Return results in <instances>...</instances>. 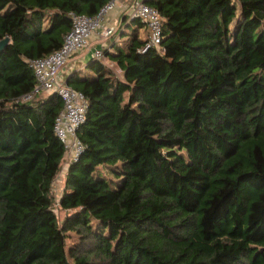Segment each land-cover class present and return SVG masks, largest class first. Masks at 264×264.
<instances>
[{
    "label": "trees",
    "instance_id": "16d2710c",
    "mask_svg": "<svg viewBox=\"0 0 264 264\" xmlns=\"http://www.w3.org/2000/svg\"><path fill=\"white\" fill-rule=\"evenodd\" d=\"M107 1L0 0V264H264V0H144L159 47L128 16L103 53L121 77L94 59L64 81L87 102L67 161L29 61Z\"/></svg>",
    "mask_w": 264,
    "mask_h": 264
},
{
    "label": "built area",
    "instance_id": "2783aa9c",
    "mask_svg": "<svg viewBox=\"0 0 264 264\" xmlns=\"http://www.w3.org/2000/svg\"><path fill=\"white\" fill-rule=\"evenodd\" d=\"M123 0H108L100 9L99 14L94 17L87 15H71L72 27L64 36L62 45L45 57L32 59L29 67L33 69L36 86L30 95L23 99H30L32 94L40 91L55 93L63 102V108L55 117L54 131L65 147L67 161L78 156L81 143L76 137V131L84 123L87 102L81 92L73 89L63 80L60 72L67 60L82 46L87 44L89 36L101 25V19L106 16L116 2ZM129 18H138L148 31L144 50L150 47H159L163 38L162 17L155 8L148 6L142 0H132L128 9ZM106 35L113 33L111 27L104 29ZM100 52L95 54L98 58Z\"/></svg>",
    "mask_w": 264,
    "mask_h": 264
},
{
    "label": "crops",
    "instance_id": "0c3cea01",
    "mask_svg": "<svg viewBox=\"0 0 264 264\" xmlns=\"http://www.w3.org/2000/svg\"><path fill=\"white\" fill-rule=\"evenodd\" d=\"M144 1V0H142ZM132 0H123L116 2V4L111 9V14L109 17L106 16V19L103 23L96 28L94 32L89 36L87 44L82 46V48L74 53L66 62L65 66L60 72L61 80L66 81V78L69 74H71L75 70H80L84 72H89L87 68V64L93 62L94 59H99L101 62L109 67L113 73L117 77H121V69L116 65L108 56L104 55V50L107 49L109 52L114 53V44H117L119 40L126 38V36L122 37L124 33H129L128 26V9L130 8ZM127 14V15H126ZM126 15V16H125ZM128 20L124 21V18ZM111 25L120 26V28L116 32V28L114 30V35L111 34L105 35L103 34V28L112 27ZM146 30V28H145ZM116 32V33H115ZM110 36V37H109ZM112 36V37H111ZM100 52V56L98 58L95 57V54ZM96 61V60H95ZM117 68V69H116ZM120 70V72H118Z\"/></svg>",
    "mask_w": 264,
    "mask_h": 264
},
{
    "label": "rangeland",
    "instance_id": "374dc122",
    "mask_svg": "<svg viewBox=\"0 0 264 264\" xmlns=\"http://www.w3.org/2000/svg\"><path fill=\"white\" fill-rule=\"evenodd\" d=\"M111 10L109 12H107L106 16L109 17L110 16V13ZM112 15V14H111ZM106 16H104L103 19H101L100 23H103L104 20L106 19ZM112 27V31L114 32L115 30V26L111 25ZM103 34L104 36L106 35L105 31H104V28H103ZM112 36L114 35L111 34ZM111 36V37H112ZM110 37V36H109ZM117 69V68H116ZM118 72H120V70H118ZM46 92L44 93H41V94H45ZM43 96V95H41ZM60 177L57 178L56 181H54V184H53V187H52V190H53V196L55 198V201L53 203V208H54V211L56 213V216H57V219H58V222H61L63 220V218L65 217L66 213L61 210L59 207H58V204H57V199H58V196L60 195L61 191H62V177H63V174L61 173L59 175ZM62 176V177H61ZM66 239H65V243H66V250L68 252H70V249H72V247H74L75 245H77V241H78V237L77 235L75 234V232H72V231H69L68 233H66Z\"/></svg>",
    "mask_w": 264,
    "mask_h": 264
},
{
    "label": "water",
    "instance_id": "95a60500",
    "mask_svg": "<svg viewBox=\"0 0 264 264\" xmlns=\"http://www.w3.org/2000/svg\"><path fill=\"white\" fill-rule=\"evenodd\" d=\"M9 42V38L0 40V49L3 48Z\"/></svg>",
    "mask_w": 264,
    "mask_h": 264
}]
</instances>
